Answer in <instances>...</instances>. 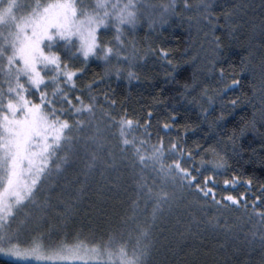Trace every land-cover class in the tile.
I'll use <instances>...</instances> for the list:
<instances>
[{
  "label": "snow or ice",
  "instance_id": "6c2138e0",
  "mask_svg": "<svg viewBox=\"0 0 264 264\" xmlns=\"http://www.w3.org/2000/svg\"><path fill=\"white\" fill-rule=\"evenodd\" d=\"M186 20L202 37L204 56L182 58L193 68L182 95H191L205 120L219 103L209 127L226 119L225 109L251 108L228 137L235 153L249 133L264 137V0H0V257L8 264H264V186L251 203L217 200L209 184L230 167L222 150L199 146L197 166L178 140L166 145L157 133L153 142V111L131 118L109 94L113 79L140 82L149 52L159 53L176 81L182 64L170 50L142 49L136 34ZM239 34L246 39L236 63L225 39ZM92 62L103 74L86 82ZM241 182L253 184L233 175L224 185ZM128 183L134 195L114 224L109 201ZM192 192L211 199L216 214ZM236 210L243 215H227ZM206 233L215 237L211 246Z\"/></svg>",
  "mask_w": 264,
  "mask_h": 264
},
{
  "label": "trees",
  "instance_id": "16d2710c",
  "mask_svg": "<svg viewBox=\"0 0 264 264\" xmlns=\"http://www.w3.org/2000/svg\"><path fill=\"white\" fill-rule=\"evenodd\" d=\"M259 6V0H255ZM256 16H260V11L257 10ZM136 39L142 49H147L151 46L153 49L164 48L170 50L171 55L176 61L182 64L179 72L176 74V81L167 77L166 69L171 66L165 64L157 57L158 52H149L148 59L143 61L140 71V82H132L129 84L125 79L111 81V89L109 94L114 96L117 100L116 111L120 112L126 110L131 118L143 120L145 113L149 110L153 111V121L151 130L153 132V142H155L157 133L164 138L167 145L168 140L179 141L184 146L192 151L196 156V164L198 166L200 156H198L197 149L199 146H207L213 144L218 150H222L221 154L225 155L230 167L222 170H205L204 175H213L215 171V184L210 182L209 186L213 188L217 200H222L226 195H233L237 198L245 196L249 203L253 199V193L257 196L261 195L260 187L264 186V137L260 133H249L240 141V148L234 153L228 137L232 130L237 128L241 123L242 116H249L251 108L243 105L235 109L231 114L227 113L225 109L226 119L219 121L213 127H209V121L213 120L219 115L220 105L217 102L215 108L211 110V115L208 120L201 114L200 106L196 103H190L191 95L187 98L181 84L190 81L191 73L193 72L192 65L184 64L183 57L185 55L192 56L200 52V58L204 56L200 44L203 42L202 37L197 36L196 29L189 27V21H184L182 25L174 22L172 26L166 27L162 33H149L146 28H141L137 34ZM246 37L239 34V39L229 42L225 39L226 45L231 43L234 47L228 48V55L230 60L239 63V59L243 54L244 41ZM227 63V62H226ZM103 74V66L100 62H92L87 69H85L86 82H90L93 78L99 80ZM207 83L212 84L213 80L207 78ZM104 91H109L108 84L103 85ZM243 92H249L248 88L233 89L228 95L231 98L241 96ZM176 114V120L173 122L168 119L169 113ZM159 119V123H157ZM168 122L174 125L167 132L163 129V123ZM189 126V127H186ZM195 129L193 131L192 129ZM260 132H264V126H260ZM186 133V135H185ZM201 153L203 152L200 149ZM211 166H206L210 169ZM194 175L200 179L201 174L196 173L195 169H191ZM71 175V172L69 173ZM233 175L239 176L241 180L250 178L253 180L251 188L245 183H239L236 187L225 186L224 180L231 179ZM134 195L133 186L131 183L126 185L125 190L113 193V198L109 201V212L114 224L119 223L120 216L127 213L129 202ZM191 199H198L201 203L207 200L209 207L204 210L209 215L216 214V207L214 202L203 197L199 193L192 192L189 194ZM227 203L226 201H224ZM197 217L204 219L200 209H194ZM229 217L236 215H243L242 210H236L227 214ZM101 228H108L109 225L102 222L99 223ZM206 245L211 246L215 242V237L206 233ZM0 264H8L6 260L0 259Z\"/></svg>",
  "mask_w": 264,
  "mask_h": 264
},
{
  "label": "rangeland",
  "instance_id": "374dc122",
  "mask_svg": "<svg viewBox=\"0 0 264 264\" xmlns=\"http://www.w3.org/2000/svg\"><path fill=\"white\" fill-rule=\"evenodd\" d=\"M0 259L6 260V258H4V257H0ZM6 261H7V260H6Z\"/></svg>",
  "mask_w": 264,
  "mask_h": 264
}]
</instances>
